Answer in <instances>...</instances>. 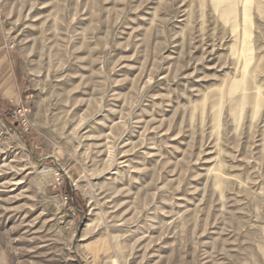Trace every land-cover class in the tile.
<instances>
[{"label":"rangeland","instance_id":"1","mask_svg":"<svg viewBox=\"0 0 264 264\" xmlns=\"http://www.w3.org/2000/svg\"><path fill=\"white\" fill-rule=\"evenodd\" d=\"M0 23V264H264V0H0Z\"/></svg>","mask_w":264,"mask_h":264},{"label":"crops","instance_id":"2","mask_svg":"<svg viewBox=\"0 0 264 264\" xmlns=\"http://www.w3.org/2000/svg\"><path fill=\"white\" fill-rule=\"evenodd\" d=\"M10 50L5 48V43L2 39V24L0 23V72L5 69V65L10 61Z\"/></svg>","mask_w":264,"mask_h":264},{"label":"built area","instance_id":"3","mask_svg":"<svg viewBox=\"0 0 264 264\" xmlns=\"http://www.w3.org/2000/svg\"><path fill=\"white\" fill-rule=\"evenodd\" d=\"M9 111L11 118L17 121L18 123L24 124L26 122L27 108L15 107L10 109ZM65 203H67V198L65 199Z\"/></svg>","mask_w":264,"mask_h":264}]
</instances>
